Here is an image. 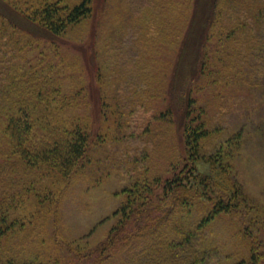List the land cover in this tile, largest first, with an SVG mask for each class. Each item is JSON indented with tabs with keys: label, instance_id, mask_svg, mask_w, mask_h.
I'll return each instance as SVG.
<instances>
[{
	"label": "trees",
	"instance_id": "1",
	"mask_svg": "<svg viewBox=\"0 0 264 264\" xmlns=\"http://www.w3.org/2000/svg\"><path fill=\"white\" fill-rule=\"evenodd\" d=\"M93 1L20 0L11 5L0 0V134L10 146L0 154V240L10 231L11 236L22 231L26 221L57 220L61 183L85 176L99 184L113 174L123 196L113 212L115 220L98 245L83 250L89 246L71 244L79 258L91 264H225L227 256L208 244L206 227L219 214L248 216L253 208L228 151L241 142L244 122L229 125L224 110L225 122L211 123L213 116H203L195 83L217 76L219 83L228 84L226 94L223 85L214 90L223 94L221 103L243 111L240 120L253 115L257 108L251 95L238 103L251 85L253 92L264 89V0H193L189 33L178 47L162 109L150 103L153 95L141 81L140 69L133 71L142 47L132 37L116 39L107 57L113 68L103 77L112 75L116 81L100 89L104 127L95 132L78 114L59 121L58 102L50 100L54 79L33 66L26 68L24 43L15 37L19 32L51 40L88 17ZM131 2L135 13L163 11L152 0ZM212 28H217L216 45L210 49ZM230 85L239 87V100ZM65 103L59 104L70 105ZM36 129L39 139L31 143ZM224 130L220 146L203 147V141L218 139ZM178 131L181 147L167 145ZM162 154H167L164 169L157 163ZM203 164L209 169L203 170ZM155 190L165 203L153 205L163 214L152 217L146 201L148 195L156 196ZM28 229L21 233L26 243L10 245L0 264H40L44 255L50 259V249L44 247L47 240L53 242L50 232ZM237 238L246 255L228 264H264L261 240L250 231ZM55 263L68 262L57 254Z\"/></svg>",
	"mask_w": 264,
	"mask_h": 264
},
{
	"label": "rangeland",
	"instance_id": "2",
	"mask_svg": "<svg viewBox=\"0 0 264 264\" xmlns=\"http://www.w3.org/2000/svg\"><path fill=\"white\" fill-rule=\"evenodd\" d=\"M6 1L11 5L20 3V0ZM77 1L79 0H70V4ZM152 1L159 4L163 11L144 15L134 12L131 0H94L92 12L88 17L68 25L64 33L53 36L51 40L28 33L15 34V37L24 43L21 54L26 68L33 66L37 70H42L46 77L54 79L55 91L49 98L53 104L58 102L59 111L55 116L60 117L59 121L78 114L86 120L84 122L89 123L92 132L99 130L102 125L104 127L100 114V89L111 87L116 81L112 75L103 78L109 75L113 68L107 57L112 53L111 48L117 43L116 39L122 40L125 37H132L133 41L142 47L144 55L139 54V62L133 71L140 69L141 81L150 87L153 95L150 103L160 109L166 106L167 88L176 62L177 50L189 33L188 24L194 11V3L193 0ZM210 31L208 44L212 49L216 45L217 28ZM211 80L214 82L211 83ZM195 84V87H198V89L194 87L199 98L198 103L204 108L203 116L208 119L209 115L213 116L211 123L218 120L225 122L221 115L224 110L227 111L225 117L229 125L234 126L236 122L241 125L244 122V136L241 142L235 141L228 147V151L231 153L229 159L232 167L242 180L243 194L253 208L247 211L248 216L241 213L219 214L206 227L209 234L208 244L219 250L222 256H227L225 264H228L246 255L242 250L243 243L237 238L240 234L245 236L250 231L264 245V89L253 92V85L250 86V92L238 105L245 103L246 98L251 95L253 108L257 109L253 115H246L240 120L243 111L237 109L235 111L234 107L229 108L231 103H221L224 101L223 94L218 95L214 92L218 85H223L218 82L217 76L212 77L210 82L206 77L200 78ZM227 85H223L224 94ZM230 87L234 98L239 100V87L234 85ZM63 101L70 105L63 107L59 104ZM75 101L77 105L73 106L72 103ZM226 130L231 132L234 128L228 127ZM35 131L30 138L31 143L39 139L40 132L37 129ZM222 133L218 139L211 136L207 138L202 142L203 147L220 146L226 136L225 130ZM172 137L167 145L181 147L183 144L181 132L178 131ZM7 143L5 136L0 134L1 155L2 149L10 150ZM166 157L167 154L158 155L157 163L160 169L165 167ZM201 167L204 170L208 165L203 164ZM68 185L60 184L63 193L57 220L47 217L43 222L38 219L36 221L38 224L26 221L19 233L15 231L11 236L10 231V234L0 240V257H4L10 245L26 243L22 240L21 233L29 230V227L34 230L47 229L53 237V242L47 240L44 243V247L50 249L51 257L50 259L46 257L47 255L40 257L42 258L40 264H56L57 254L62 255L68 262L66 264H91V260L79 258L72 250L71 244L81 247L87 244L89 247H82L83 250H87L105 238L115 220L113 212L123 199L118 191L120 185L113 174L108 175L99 184H93L92 180L85 176H77L72 178ZM154 195L156 196L153 194L147 196L146 204L149 205L148 209L153 208L150 210L152 217L162 216L163 211L156 210L153 206L158 203L163 206L165 203L159 199L160 190H155ZM202 209L203 207L199 210ZM250 219L254 221L251 222ZM194 220L195 216L194 219L193 216L188 218L190 224ZM54 246L58 250H51Z\"/></svg>",
	"mask_w": 264,
	"mask_h": 264
}]
</instances>
